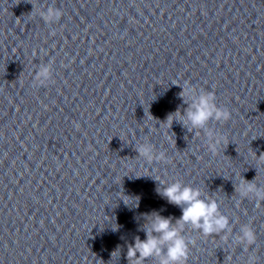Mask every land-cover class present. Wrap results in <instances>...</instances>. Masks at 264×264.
<instances>
[{
	"label": "water",
	"instance_id": "1",
	"mask_svg": "<svg viewBox=\"0 0 264 264\" xmlns=\"http://www.w3.org/2000/svg\"><path fill=\"white\" fill-rule=\"evenodd\" d=\"M32 3L64 15L49 25L29 0H0V264H130L152 213L182 216L157 191L176 180L216 199L232 229L225 241L186 227V264H264V201L236 190L264 188V0ZM53 59L54 82L33 87ZM185 82L232 118L170 126ZM211 129L225 137L215 154ZM141 143L165 159L148 163ZM244 224L257 237L247 251Z\"/></svg>",
	"mask_w": 264,
	"mask_h": 264
},
{
	"label": "clouds",
	"instance_id": "2",
	"mask_svg": "<svg viewBox=\"0 0 264 264\" xmlns=\"http://www.w3.org/2000/svg\"><path fill=\"white\" fill-rule=\"evenodd\" d=\"M33 4V11L30 15L38 14L45 23L51 25L58 22L64 15L60 8L54 5L46 6V10L37 9ZM55 35V32L52 33ZM54 59L46 65H43L36 71L32 81L33 87L39 88L46 86L53 81V65ZM183 91L179 96L183 102L188 105L181 112L179 109L175 113L168 115L166 122L172 125L174 121L179 122L188 131L193 129L206 130L209 128L210 122L225 123L232 118V113L225 107H221L216 102L215 91H206L198 88L190 82L181 85ZM207 148L212 154H215L219 146L225 141V137L218 133L215 129L207 130ZM136 151L148 163L161 161L165 159L164 152L154 151L151 143H141L137 146ZM259 157H264L261 154ZM159 180V179H157ZM161 181V180H159ZM161 183H166L161 181ZM237 192L244 197L255 199L259 202L264 201V188H261L256 180H241L236 186ZM158 192L167 198L171 204L182 208V216L179 219L172 217H164L159 213H152L150 218V226H146V239L136 238L134 245H130L127 252V258L130 264H144L145 260L156 258L157 264H186L189 256V244H194V240H189L185 236L186 227L191 226L192 229L199 231L203 236H220L227 241L230 228V219L220 211L219 203L216 199L203 198L201 190L191 185L184 184L176 180L167 184L162 191L158 188ZM127 196L123 201L126 205ZM138 206V201L136 205ZM256 233L249 224H244L240 228V233L236 237V244L245 245L244 250L247 251L249 246L256 243ZM139 253V255H137ZM247 264H257L255 256H248Z\"/></svg>",
	"mask_w": 264,
	"mask_h": 264
}]
</instances>
